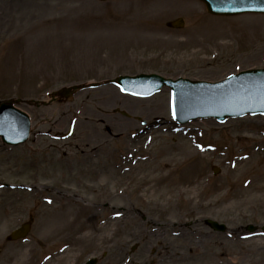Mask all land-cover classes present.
Segmentation results:
<instances>
[{
  "label": "rangeland",
  "instance_id": "1",
  "mask_svg": "<svg viewBox=\"0 0 264 264\" xmlns=\"http://www.w3.org/2000/svg\"><path fill=\"white\" fill-rule=\"evenodd\" d=\"M173 1L0 0V104L20 101L32 121L26 144L0 141V264H264V115L180 125L169 88L60 95L120 76L216 83L264 69V16L217 18ZM61 214L73 224L52 235L45 224ZM183 236L187 259L166 257L165 242L180 248Z\"/></svg>",
  "mask_w": 264,
  "mask_h": 264
},
{
  "label": "water",
  "instance_id": "2",
  "mask_svg": "<svg viewBox=\"0 0 264 264\" xmlns=\"http://www.w3.org/2000/svg\"><path fill=\"white\" fill-rule=\"evenodd\" d=\"M106 1V0H103ZM205 3L209 13L217 16H236L246 13L264 14V0H200ZM173 26H183L180 20ZM129 80H119L123 88L137 95L155 93L163 86H169L176 95V111L178 121L187 123L199 117H215L225 120L227 117H239L245 114L264 113V71H251L234 77L227 82L215 86L197 85L189 81L177 83L159 76H140L137 83L152 84L151 89L141 86H131ZM130 83V82H128ZM78 90L77 87L72 89ZM72 90H66L70 93ZM187 112V115L185 113ZM30 133V123L25 114L12 108L9 104H2L0 109V138L6 143L18 145L24 143ZM209 224L217 231H225L224 225L210 221ZM30 224L24 225L13 234V239L27 235ZM253 231V227H250ZM89 264H96L91 261Z\"/></svg>",
  "mask_w": 264,
  "mask_h": 264
},
{
  "label": "bare ground",
  "instance_id": "3",
  "mask_svg": "<svg viewBox=\"0 0 264 264\" xmlns=\"http://www.w3.org/2000/svg\"><path fill=\"white\" fill-rule=\"evenodd\" d=\"M181 4H182V1L181 0H174L172 2V4H171V5H174V6L170 7V9L180 8V5ZM112 100H114V99H112ZM129 101H133V100H129ZM137 103H140V101L137 102ZM142 103H140V104H142ZM168 106H169V101H168ZM94 120H95L96 123H93V126H97L98 125L97 123L99 121H101V118H95ZM155 123H157L158 126L160 124L157 119H156ZM107 132H108V134L111 132L110 128L107 129ZM163 168H167L168 169L169 168V164L168 163L167 164H163L160 169L162 170ZM79 211H82V210H79ZM54 224L51 223V222H48L47 224H45V227H46L47 230H50L52 228V235L53 234L56 235L59 232L64 231L66 229V227H69L70 228L72 226V224H73V221L68 220L66 214L65 215L64 214H61V215H57L55 217V223ZM176 229H180V227H178ZM176 229H174V230L177 231ZM178 231H180V230H178ZM181 235L182 234L178 232L177 236H181ZM49 237H45V238L47 239ZM183 237L181 239L184 240V244L180 248H176V249H173L172 248L171 249L170 246L165 242L164 251L163 252H164V255L166 257L171 258L172 260L179 261V262L185 261L187 259L188 252L193 249V247H192V241L191 242L186 241V239H188L190 237H185V236H183ZM87 238H89V236L86 235L82 239H87ZM3 264H31V263L28 262V259H25V258L20 257L18 260L8 261V262H5Z\"/></svg>",
  "mask_w": 264,
  "mask_h": 264
}]
</instances>
